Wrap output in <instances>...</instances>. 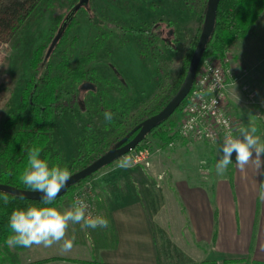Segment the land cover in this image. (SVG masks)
<instances>
[{"label": "rangeland", "instance_id": "374dc122", "mask_svg": "<svg viewBox=\"0 0 264 264\" xmlns=\"http://www.w3.org/2000/svg\"><path fill=\"white\" fill-rule=\"evenodd\" d=\"M11 1L15 0H0V4H8ZM206 1L89 0L86 7L88 11L79 10L76 13L78 23L71 34V41H76V55L90 54L96 50L95 45L103 44L95 62L89 64L91 78L84 83V85H93V88L85 89L83 85L79 89L78 103L81 108L74 105L67 110L65 117L57 126L55 143L66 162H72L79 154L82 141L89 134V129L100 138L110 133V130L106 128L110 123L105 122L104 115L99 112V99L103 93H106V98L114 102L123 101L121 90L113 83L123 79L127 83L128 91L131 95L133 94L130 99L134 110L132 113L143 111L146 108L150 109L169 94L178 75L182 72L186 57L192 51L200 29L204 26ZM79 2L80 0H43L16 35L9 38L0 37V151L2 149L1 130L9 115L16 111L20 103L22 91L30 76L29 64L33 50L41 44L49 46L57 35L62 21ZM93 14L115 26L103 25V27L93 24L90 21V15ZM60 19L61 23L57 27L56 24ZM262 19L264 18L262 17ZM133 28L151 30V36L154 35L158 44L163 45L161 50L155 54L152 52L153 56H144L142 54L144 50L142 36L129 33ZM168 41L176 42V44L174 43L176 51L165 46ZM228 54L231 64L234 65V53L230 50ZM154 58L158 62H155ZM234 69L236 71L250 70L245 65L234 67ZM119 74L123 79L116 77ZM95 88H98L101 93L96 95L90 91L96 90ZM238 90L240 96L237 106L230 103L227 105L229 115L236 119L238 128L254 126L257 129L256 134L264 139V106L250 104L241 87H238ZM127 100L125 99L123 102H129ZM136 117L137 113L130 120L131 124H134ZM173 119L178 122L181 119L180 114H174ZM237 134L239 135L238 131ZM146 144L152 152V168L158 174L154 175L156 178L154 181L157 180L156 184L160 188L162 183L170 181L169 174L171 173L168 174V170L170 171L168 166L172 168L184 165L185 162L192 159V155H195L194 152L201 151L203 153L200 154L202 155L201 160L212 156L216 162L222 155L219 152L220 146L201 143L182 142L173 148L164 149L156 136L147 137ZM125 157L130 160L129 167H119L118 164L122 158L119 159L113 165L96 174L89 182L78 185L72 200L74 201L76 195H81L90 187L93 192L97 191L102 199L106 200L112 199L113 195L117 194V187L111 185L112 183L120 185L122 189L126 188L127 182L132 187H140L143 174L132 170L135 167L134 153ZM232 160L234 163L235 153H233ZM232 164L229 165V168L233 166ZM1 171L2 164L0 162ZM106 174L107 176H105ZM97 177L100 178L97 179ZM146 177L148 178V175ZM146 177L143 175L147 181ZM101 180H104L103 182L108 185L104 189V192L107 191L105 193L100 187L103 186ZM97 210L98 215L103 216L98 203ZM78 228H81L80 224L69 225L66 238L74 237V247L67 254L60 252L59 245H53L50 248L34 245V248H26L14 253L18 257L5 264H50L58 261L93 264L96 260L93 252L95 239L88 228H82L83 234H80Z\"/></svg>", "mask_w": 264, "mask_h": 264}, {"label": "trees", "instance_id": "16d2710c", "mask_svg": "<svg viewBox=\"0 0 264 264\" xmlns=\"http://www.w3.org/2000/svg\"><path fill=\"white\" fill-rule=\"evenodd\" d=\"M42 1L43 0H15L8 4L1 3L0 37L5 36L9 38L16 35L21 26L33 14ZM207 7L208 0L204 6V19ZM81 11H88V9L83 7ZM263 14L264 0H221L218 8L215 31L203 58L224 57L238 41L247 38L250 32L259 24ZM76 18L77 15L67 26L52 50L51 47L58 37L64 22L62 21L61 23V19L56 24L57 27H59L61 23L58 33L52 39L49 46H47V44H41L33 50L29 64L30 76L22 91L20 103L16 111L9 115L1 130V184L29 191L22 184L20 176L27 166V151L33 146L41 148V158L46 159L50 166L59 164L61 167H67L71 175L86 168L106 154L141 122L158 114L177 94L187 75L192 56L203 30V28L200 29L197 39L193 44L192 51L188 57H186L182 72L178 75L175 85L172 86L169 94L150 109L146 108L143 111L140 110L136 112L137 117L134 124L130 123V120L136 115V113H132L134 110L130 101L133 94L131 95L128 91L127 83L122 78L121 74L116 75V77H119L118 79L122 78L123 80L115 82L113 85L121 90L123 101L128 99L127 101L129 102H114L106 98V93H103L99 99V112L103 114L105 111H111L114 114L112 122L106 127L110 130V133L100 138L89 129L90 135L88 134L83 139L79 154L72 162L68 163L63 159L55 143L57 126L65 117L67 110L71 109L74 105L80 107L78 103L80 95L79 89L84 83L90 80V65L95 62V58L103 44L95 45L94 47L96 50L92 51L90 54L76 55V41H71V34L76 27V23H78ZM90 21L100 26L114 25L99 18L96 14L90 15ZM131 30L132 31L129 32L131 35L140 34V36H142L143 44H141L144 49L142 51L144 56H153L156 52L161 50L163 45L158 44L154 35L151 36V30L136 28ZM174 43L176 44L174 41H168L165 43V46L176 51L177 48ZM152 52L154 54H152ZM156 60L157 59H155V62H158ZM95 89L94 91H90L96 95L101 93L98 88ZM185 103L186 100L175 114H180ZM173 116L153 129V131L146 136V139L135 149V152L146 147L150 148L146 144L147 137L149 136H156L162 143L164 149L171 148V144H176L179 141L188 143L183 140L178 133L180 119L178 123L177 120L173 119ZM131 153L133 154L134 151ZM100 171L86 178L78 185L89 182ZM78 185L69 188L66 194L53 201L52 205H44L41 201L26 200L0 191V195L7 194L9 196L8 204H5L3 200L0 199V264L12 262V260L18 257L14 253L26 249L19 246L9 248L5 244L7 237L11 234L8 221L12 211L16 208H27L28 206H53L60 211H64L72 204L73 193ZM96 196L98 206L103 216L109 221V226L107 228L98 227L95 230L88 228V230L93 239H95L93 252L96 260H94L93 264H103L98 262L100 251L115 249L119 241L112 225L111 213L107 200L102 199L98 192ZM78 230L80 234H83L82 228H78ZM254 243L255 236L253 239V244Z\"/></svg>", "mask_w": 264, "mask_h": 264}, {"label": "crops", "instance_id": "0c3cea01", "mask_svg": "<svg viewBox=\"0 0 264 264\" xmlns=\"http://www.w3.org/2000/svg\"><path fill=\"white\" fill-rule=\"evenodd\" d=\"M231 52L233 68L245 65L250 69L251 82L259 91L257 104L264 106V19ZM239 96L237 86L229 88L228 105L237 106ZM194 154L182 166H168L170 181L161 188L154 181L156 170L146 172L140 166L131 168L148 175L147 181L142 175L140 187L129 182L123 189L111 184L117 194L107 202L119 243L115 249L102 250L99 262L264 264V201L257 195L264 175L256 174L251 165L241 171L234 162L220 176L214 157L204 159L207 164L202 165L203 153ZM100 187L104 192L108 185L103 182Z\"/></svg>", "mask_w": 264, "mask_h": 264}, {"label": "clouds", "instance_id": "9594fccd", "mask_svg": "<svg viewBox=\"0 0 264 264\" xmlns=\"http://www.w3.org/2000/svg\"><path fill=\"white\" fill-rule=\"evenodd\" d=\"M103 115L105 122H112L114 114L111 111H105ZM225 128L227 130L219 148L222 155L215 164L216 174L222 176L227 172L229 165L233 163L232 156L235 153V163L241 171H245L251 165L256 174L264 175V139L256 134V127H240L237 129L239 135H233L227 123ZM184 131L186 134L187 129ZM41 151L37 146L28 149L27 166L20 180L29 191L41 194L40 201L44 205H52L61 190L67 186L71 173L67 167H61L59 164L50 166L46 159L41 158ZM200 163L204 165L207 161L201 160ZM118 166L129 167V158H122ZM257 195L259 200L264 201V181L259 183ZM0 199L5 204L9 203L7 194L0 195ZM88 209L87 202L80 197L64 211L53 206L16 208L9 217L8 226L11 234L5 244L9 248L18 246L31 248L34 245L50 248L59 245L60 252L67 254L74 247V237L66 238L70 224H80L81 228L93 230L109 226L107 218L102 215L94 216Z\"/></svg>", "mask_w": 264, "mask_h": 264}, {"label": "built area", "instance_id": "2783aa9c", "mask_svg": "<svg viewBox=\"0 0 264 264\" xmlns=\"http://www.w3.org/2000/svg\"><path fill=\"white\" fill-rule=\"evenodd\" d=\"M227 53L222 58L206 57L202 59L193 88L180 112V137L190 143L221 146L224 138L225 124L230 127L233 135L237 134L238 122L228 112V90L241 87L250 104H257L259 91L250 80V71H236ZM185 129L187 133L185 134ZM171 144L170 147H174ZM134 164L146 172L152 168V152L146 147L134 150ZM77 197L83 198L92 215H98L97 196L92 188H88ZM74 199V200H75Z\"/></svg>", "mask_w": 264, "mask_h": 264}, {"label": "water", "instance_id": "95a60500", "mask_svg": "<svg viewBox=\"0 0 264 264\" xmlns=\"http://www.w3.org/2000/svg\"><path fill=\"white\" fill-rule=\"evenodd\" d=\"M220 2L221 0L208 1V7L206 11L203 30L201 32L198 44L192 56L187 75L177 94L169 101V103L158 114L149 117L143 122H141L106 154L101 156L99 159H97L95 162H93L86 168L71 175V178L67 182V186L61 190V192L59 193L56 199L64 196L69 188L78 185L83 180L97 173L101 169L110 166L119 159L130 154L146 139V136L150 134L153 131V129L160 126L162 123L167 121L177 112V110L185 102V100L187 99L188 95L190 94L193 88L198 73V69L205 55L207 46L210 43L211 37L215 31ZM88 4H89V0H80L79 4L71 10V12L66 17V19L62 24L58 37L56 38L53 46L51 47V50L54 48L55 43L63 34L67 26L72 22L76 13L79 10H81L83 7H87ZM83 87L85 89H92L93 85L85 84ZM0 191L31 201H40V197H41V194L39 192L21 190L16 187L1 183H0Z\"/></svg>", "mask_w": 264, "mask_h": 264}]
</instances>
